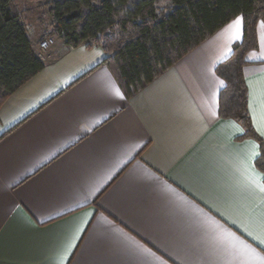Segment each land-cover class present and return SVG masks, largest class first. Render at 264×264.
Returning a JSON list of instances; mask_svg holds the SVG:
<instances>
[{
	"label": "crops",
	"instance_id": "1",
	"mask_svg": "<svg viewBox=\"0 0 264 264\" xmlns=\"http://www.w3.org/2000/svg\"><path fill=\"white\" fill-rule=\"evenodd\" d=\"M22 12L46 66L0 108V264H264L261 147L219 115L242 15L129 99L102 46L42 51L49 16ZM257 33L244 75L264 138Z\"/></svg>",
	"mask_w": 264,
	"mask_h": 264
},
{
	"label": "trees",
	"instance_id": "2",
	"mask_svg": "<svg viewBox=\"0 0 264 264\" xmlns=\"http://www.w3.org/2000/svg\"><path fill=\"white\" fill-rule=\"evenodd\" d=\"M161 1L35 0V6L43 12L42 20L46 15L51 20L48 36L63 39L67 46H102L106 52L102 64L129 99L242 15L243 38L216 68L225 81L219 115L238 120L245 131L242 138L260 144L256 164L264 173V138L252 122L244 75L246 55L259 45L257 27L264 19V0H165L164 7ZM33 12L28 9V18ZM26 22L14 0H0V108L46 66Z\"/></svg>",
	"mask_w": 264,
	"mask_h": 264
},
{
	"label": "rangeland",
	"instance_id": "3",
	"mask_svg": "<svg viewBox=\"0 0 264 264\" xmlns=\"http://www.w3.org/2000/svg\"><path fill=\"white\" fill-rule=\"evenodd\" d=\"M51 2V1H53V0H43V2H45V3H47V2ZM15 4H16V6L19 8V9H21V11H22V9H25L27 6H30V5H32V4H36V2H35V0H15ZM166 1L165 0H163V1H161L160 2V6L161 7H164V6H166ZM25 7V8H24ZM24 14V13H23ZM41 14L42 15H44L43 14V12H41ZM25 16V15H24ZM56 42H57V38H56Z\"/></svg>",
	"mask_w": 264,
	"mask_h": 264
},
{
	"label": "built area",
	"instance_id": "4",
	"mask_svg": "<svg viewBox=\"0 0 264 264\" xmlns=\"http://www.w3.org/2000/svg\"><path fill=\"white\" fill-rule=\"evenodd\" d=\"M56 43V37L49 36L40 42V48L42 51H46Z\"/></svg>",
	"mask_w": 264,
	"mask_h": 264
},
{
	"label": "snow or ice",
	"instance_id": "5",
	"mask_svg": "<svg viewBox=\"0 0 264 264\" xmlns=\"http://www.w3.org/2000/svg\"><path fill=\"white\" fill-rule=\"evenodd\" d=\"M236 23V25H237V27L239 26V23H240V21H239V19H237V21L235 22ZM262 135H264V132H262ZM262 190H264V187H262ZM262 244H264V240H261L260 241ZM249 251H251V250H249Z\"/></svg>",
	"mask_w": 264,
	"mask_h": 264
}]
</instances>
